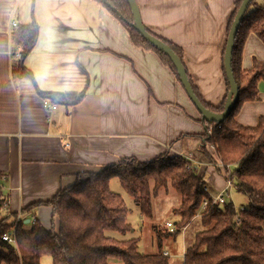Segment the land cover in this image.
<instances>
[{
    "label": "crops",
    "instance_id": "1",
    "mask_svg": "<svg viewBox=\"0 0 264 264\" xmlns=\"http://www.w3.org/2000/svg\"><path fill=\"white\" fill-rule=\"evenodd\" d=\"M135 1L144 26L181 48L192 83L206 102L219 106L229 92L223 52L236 0ZM33 21L39 26L38 39L25 58L33 80L16 79L11 66L20 53L11 35ZM253 58L264 62V43L250 34L242 68H250ZM55 92L81 97L76 103L60 102ZM46 101L56 107L48 108ZM260 117L264 81L259 98L244 102L236 120L256 126ZM205 128L172 70L154 51L136 46L101 1L0 0V186L10 212L21 219L31 222L35 216L50 228V207L37 206L25 214L22 209L50 200L75 183L78 174L122 158L150 160L164 152L194 150L201 143L190 136ZM213 182L216 187L208 185L213 193L224 187ZM30 222L25 221V228ZM151 224L140 215L139 232H130V237L140 236L142 253L158 250ZM175 238H165L163 252L170 264H182L185 247L178 259L171 247Z\"/></svg>",
    "mask_w": 264,
    "mask_h": 264
},
{
    "label": "trees",
    "instance_id": "2",
    "mask_svg": "<svg viewBox=\"0 0 264 264\" xmlns=\"http://www.w3.org/2000/svg\"><path fill=\"white\" fill-rule=\"evenodd\" d=\"M99 1L122 23L136 46L154 51L180 81L171 59L132 26L134 18L127 0ZM241 3L242 0L234 3L228 31ZM147 30L169 45L183 62L179 46ZM38 33L39 26L35 21L19 25L12 32V43L20 53L11 66L14 78L33 80L32 72L25 65V58L35 46ZM250 34L264 43V5L258 0L250 2L233 47L232 70L239 86L237 102L222 122L201 118L205 131L190 136L196 143H201L203 154H210L207 143L215 146V157L224 164L216 168L225 170L226 181L248 198L246 207L237 210L230 201L215 205L208 213L195 217L202 200L208 195L205 187H209L198 165L169 152L150 160L126 157L99 171L80 173L75 183L59 190L50 200L22 209V214H25L37 206L50 207V228H46L35 216L29 229L25 228V218L21 219L17 213L11 212L1 218L0 264H41L44 256H49L52 264H110L113 260L125 264H170L169 256L163 252V241L177 236L183 228L186 232L182 264H264V117H260L256 126H245L236 120V114L244 102L259 98V83L264 81V62L253 58L250 68L244 69L241 65L243 45ZM223 71L229 91L224 60ZM187 75L201 103L212 112H223L227 96L219 106L206 102L188 72ZM53 95L56 101L68 100L71 103L78 102L81 97L57 92ZM114 177L132 197L141 216L149 220H154L153 201L157 190L170 184L180 196L179 205L171 215L175 225L173 231L165 223L151 224L158 243L156 252L142 253L139 250L140 236L126 237L134 230L124 198L110 188V181ZM9 209L8 195L0 186V216L3 212H10ZM10 216H14L12 221L9 220ZM5 233L15 235L16 245L2 239Z\"/></svg>",
    "mask_w": 264,
    "mask_h": 264
},
{
    "label": "rangeland",
    "instance_id": "3",
    "mask_svg": "<svg viewBox=\"0 0 264 264\" xmlns=\"http://www.w3.org/2000/svg\"><path fill=\"white\" fill-rule=\"evenodd\" d=\"M195 109L197 111V115L199 116V118H201L200 112L197 110L196 107H195ZM213 154L210 153L209 154L210 156L206 155V154H200L198 156L199 162L196 164H199L198 166H199L200 171H201L200 174L202 173L203 177L205 178V180L207 181V184L209 186H212V188L216 187L215 182H213V181H216V182H219L217 187H223L228 183V181H226V178L224 176L225 170H223V169L218 170L217 169L219 167L217 165H219L220 162H219L218 158H216L215 155H213ZM211 156H212V159H211ZM223 178L225 179L226 182L224 181ZM110 188L112 189V191L120 193L122 195V197L124 198L125 203H126L127 207L129 208V217L128 218H129L130 223L132 224V228L136 230V232H135V234H136L137 232H139L140 215H141L140 209L134 204L132 197L122 187L121 182L119 181V179L117 177H114L111 179ZM219 189H221V188H219ZM226 200L228 202L232 201L236 208L246 207L249 204L248 198L245 195L238 193L234 185L231 186L230 194L228 196H226ZM179 201H180V196L170 186V184H168V186H166V188H160L159 190H157L156 198L153 201L154 218L161 220L162 223H164L165 220L172 219V216H171L172 211H173V209L178 207ZM8 213H11V212H3L2 216H0V219L3 218ZM12 217L13 216H10L9 220H11V219L13 220L14 217L13 218ZM146 221L149 224L154 222L153 219L152 220L146 219ZM49 225H51V220H50L49 224L47 225V227H49ZM182 232H184V235H185V232H186L185 228L182 229L181 233ZM181 233L176 236L174 242L171 244L172 249L176 253L179 254L178 259L182 258L181 252L183 250V247H185L184 239H183L184 236ZM138 236L139 235H136V237H138ZM126 237H130V233H128ZM146 238H148V235L146 236ZM166 240L164 239L163 242L165 243ZM41 264H52V259L49 256H44L41 259Z\"/></svg>",
    "mask_w": 264,
    "mask_h": 264
},
{
    "label": "water",
    "instance_id": "4",
    "mask_svg": "<svg viewBox=\"0 0 264 264\" xmlns=\"http://www.w3.org/2000/svg\"><path fill=\"white\" fill-rule=\"evenodd\" d=\"M105 3H108L107 0H102ZM252 0H242V3L239 7V9L236 12V15L234 17V20L231 24L226 45H225V52H224V67H225V74L228 79L230 89L227 95V99L224 105V111L221 113H215L206 108L197 95L194 92V89L192 87V84L188 78L187 70L185 65L183 64L181 58L175 53V51L166 43L161 41L159 38L155 37L151 33L148 32L146 27L143 24V21L141 19L140 11L138 8V5L135 0H127L131 7L132 15L134 18V21L131 23L132 26L138 31L141 36L150 42L156 49L162 51L165 53L173 62L178 77L180 79V82L187 93L188 97L190 98L193 105L197 108V110L201 114V118L205 121H214L216 123L222 122L226 119L231 109L235 106L237 99L239 97V86L236 83V80L234 78V73L232 70V54H233V47L235 43V38L240 26V23L243 19V16L245 15L249 4ZM26 223H29L30 220L26 219Z\"/></svg>",
    "mask_w": 264,
    "mask_h": 264
},
{
    "label": "built area",
    "instance_id": "5",
    "mask_svg": "<svg viewBox=\"0 0 264 264\" xmlns=\"http://www.w3.org/2000/svg\"><path fill=\"white\" fill-rule=\"evenodd\" d=\"M13 26H16V22L13 21L12 22ZM19 55V54H18ZM47 107L48 108H55L56 106L53 104H50L48 101H46ZM202 145L200 144L196 149L191 150V151H186L183 154H180L181 157L187 159L189 162H191V164H196L199 162V158L198 156L200 154H203L202 151ZM207 150L215 155V146L212 143H207L206 144ZM213 151V152H212ZM220 162V161H219ZM199 165V164H196ZM190 165H187V167H189ZM217 166H224V164H222V162L219 163V165ZM227 168H229V165H226ZM232 184L230 182H228L219 192L217 193H213L209 187H205V191L208 193V195L206 197H204V199L202 200L201 206L199 211L196 213L195 217H201L204 214L208 213L210 211V209L215 206V205H223L226 202H228L226 200V196H228L230 194V188H231ZM236 208V207H235ZM237 210H241L243 209V207L240 208H236ZM237 220H239V218H237ZM167 227L173 231L175 229V225L172 221H168L166 223ZM2 239L4 241H7L9 243H12L14 245H16V238L15 235L13 233H5L2 237ZM165 255L168 256V253L165 252Z\"/></svg>",
    "mask_w": 264,
    "mask_h": 264
}]
</instances>
